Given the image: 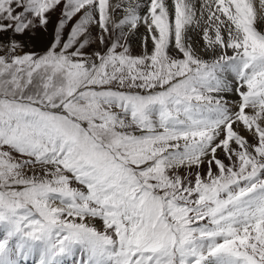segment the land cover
I'll return each mask as SVG.
<instances>
[{
  "label": "snow or ice",
  "instance_id": "obj_1",
  "mask_svg": "<svg viewBox=\"0 0 264 264\" xmlns=\"http://www.w3.org/2000/svg\"><path fill=\"white\" fill-rule=\"evenodd\" d=\"M0 226V264H264V0H0Z\"/></svg>",
  "mask_w": 264,
  "mask_h": 264
},
{
  "label": "rangeland",
  "instance_id": "obj_2",
  "mask_svg": "<svg viewBox=\"0 0 264 264\" xmlns=\"http://www.w3.org/2000/svg\"><path fill=\"white\" fill-rule=\"evenodd\" d=\"M52 31L51 26L49 27L47 32H38L35 35L31 36V38L29 37H25V43L28 45V48L26 50L28 51H34V52H43L49 43L50 40V33ZM92 48H95L96 45L93 44L91 45ZM134 54H137L136 52L133 51ZM0 233H2L3 235V230L2 227L0 228ZM77 255H75V257H72L73 259H71V262H69V264H74V261L78 260L80 258V252L77 249ZM38 254L31 260L29 259L27 262H31V264H36V262L38 261ZM19 259V258H18ZM22 260V259H21Z\"/></svg>",
  "mask_w": 264,
  "mask_h": 264
},
{
  "label": "bare ground",
  "instance_id": "obj_3",
  "mask_svg": "<svg viewBox=\"0 0 264 264\" xmlns=\"http://www.w3.org/2000/svg\"><path fill=\"white\" fill-rule=\"evenodd\" d=\"M140 31L143 32V29L141 28ZM132 50L138 54V53L141 51V48H140V46H139V43H135V44H133V46H132ZM227 95H228L229 99L233 98L231 93H228ZM2 230H3V229H2ZM76 253H77V252H76ZM37 254H38V256H39V253H38V252L33 253V255H32L29 259L32 260ZM76 255H77V254H76ZM79 255H80V254H79ZM74 257H75V256H74ZM11 258H16V259H18V257H16L15 255H13ZM38 259H39V257L37 258V260H38Z\"/></svg>",
  "mask_w": 264,
  "mask_h": 264
}]
</instances>
